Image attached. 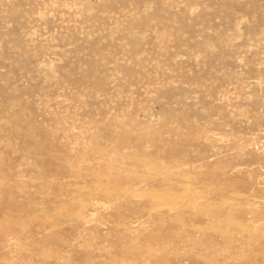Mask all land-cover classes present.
I'll return each instance as SVG.
<instances>
[{"label": "rangeland", "instance_id": "374dc122", "mask_svg": "<svg viewBox=\"0 0 264 264\" xmlns=\"http://www.w3.org/2000/svg\"><path fill=\"white\" fill-rule=\"evenodd\" d=\"M0 264H264V0H0Z\"/></svg>", "mask_w": 264, "mask_h": 264}, {"label": "bare ground", "instance_id": "6f19581e", "mask_svg": "<svg viewBox=\"0 0 264 264\" xmlns=\"http://www.w3.org/2000/svg\"><path fill=\"white\" fill-rule=\"evenodd\" d=\"M199 214V213H198ZM241 231V230H240Z\"/></svg>", "mask_w": 264, "mask_h": 264}]
</instances>
